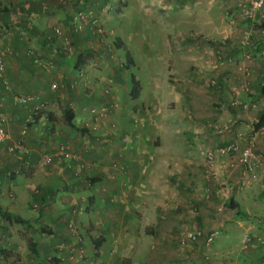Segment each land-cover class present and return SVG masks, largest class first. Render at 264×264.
<instances>
[{
	"label": "crops",
	"instance_id": "0c3cea01",
	"mask_svg": "<svg viewBox=\"0 0 264 264\" xmlns=\"http://www.w3.org/2000/svg\"><path fill=\"white\" fill-rule=\"evenodd\" d=\"M74 1L8 0L0 3V10L4 6L9 9L5 15L0 11V29L5 25H12L15 30L21 26L19 31L25 33L24 29L28 28L30 33L25 34L30 39L38 36L40 43L51 45L46 49L47 59L43 57L50 63L51 71L45 72L26 56L23 41L4 43L0 40L1 47L14 52L13 57H5L6 79L13 92L0 89V116L9 135L0 144V264H203L201 256L204 254L210 258L205 264H259L258 258H251L248 250L241 248V253H235L230 249L232 246L223 245L221 251L220 243L209 246V240L218 234L223 237L226 234L228 238L237 229L247 232L253 229L255 235L260 232L264 236V217L250 215V211L242 210L240 202L234 199L239 210L252 220L233 218L229 221L221 211L227 188L211 180L201 184L193 177L199 170L194 165L199 157L196 148L208 149V145L218 149L240 141L245 128H251L257 121L259 110L243 113L234 102L264 92V67H255L250 75L252 83H260L257 93L240 88L241 92L235 90L229 97L233 102H226L228 120L235 127L228 136L214 135L217 134L216 126L209 124L200 136L198 129H192V133L184 134L163 132L152 139L143 133L145 120H140L139 127L129 134H123L120 123L123 116L118 111L106 121L91 112L105 108L106 99L111 95L98 90L102 89L101 82L96 79L98 75L87 70L89 59L83 57L85 52L78 47L97 37L88 29L73 32L67 21V15L72 16L79 8L91 11L93 2L77 5ZM93 1L97 2L103 25L109 24L110 19L104 17L99 7L105 4V9L113 0ZM175 2L181 4L182 0ZM258 16L263 18L264 27V5ZM174 23H169L173 31L176 30ZM242 25L245 23L226 27L237 31ZM222 26H214V29ZM55 27L66 30L64 36L67 35L75 47L73 54L66 56L56 50L57 40L59 43L60 40L52 36ZM47 38H54L50 45ZM255 40L254 48L261 47L258 35ZM231 49L237 53L236 57L242 56L237 45ZM119 66L111 71L115 75L108 73L114 81L126 78L127 70L119 73ZM135 79L139 83V93L143 88L140 80ZM53 81L58 82L59 91H50ZM71 82L76 84L71 85ZM122 93L121 99L126 101L119 109L126 111L129 105L127 96L123 97ZM13 94L35 95L44 105L37 120L25 132H22V124L34 105L20 106ZM66 107L73 116L72 127L64 120ZM208 109L212 114L205 122L216 123L225 118V112L219 113L221 108L216 113H213L215 108ZM86 113H91V117ZM107 124H111L117 134H111L113 130ZM167 124L176 131L180 127L178 123ZM254 132L256 137L262 133L258 135L261 137L264 127ZM19 140L23 149L18 156L10 155L7 147ZM261 142L264 146V139ZM184 144H189L186 148L189 155L185 154L183 161L181 148ZM61 145L70 154L68 162L56 159ZM80 163L85 167L78 171ZM220 163L212 164L210 171L219 172L223 167ZM260 189L262 191L253 197L249 207L255 210L262 207L264 213V186ZM202 191H206V196ZM78 204L83 206V212L76 217L80 229L76 237L68 233L66 224ZM199 231L201 236L197 239L189 237ZM16 245L21 248L18 250ZM60 245L64 246L62 251H58Z\"/></svg>",
	"mask_w": 264,
	"mask_h": 264
},
{
	"label": "rangeland",
	"instance_id": "374dc122",
	"mask_svg": "<svg viewBox=\"0 0 264 264\" xmlns=\"http://www.w3.org/2000/svg\"><path fill=\"white\" fill-rule=\"evenodd\" d=\"M5 1L8 0H0V3L2 4ZM240 1L182 0L181 4H177L175 0H113L105 6V9L101 10L105 13L104 17L110 19V23L104 26L102 23L104 19L97 11V2L87 0V2L95 3L94 8L85 13L81 12L79 14L76 12L74 23L80 25L79 31H83L86 25H91V28H95L99 36L90 39L86 45L82 44L78 47L84 50L83 57L89 59L87 70L95 71L98 75L96 79L102 85V89L98 90H103L107 95H111L106 99L105 109H113L111 113L107 112L103 119L99 116L97 118L106 121L118 111L119 115L123 116L120 121L124 130L121 131L123 134L124 132L129 134L133 129L139 127L140 120H145L144 127L146 131H143V133L146 132V135L153 137L152 139L161 136L163 132L184 134L185 132L192 133V129H198L197 134L200 136L209 124L216 126L214 131L218 135L215 133L214 135L218 137L228 136L234 131L235 127L228 120L227 115L229 114L226 102H231L232 100L229 97H232L235 90L241 92L240 88H247L251 93H257L260 83H252V80H250L247 85L246 81L248 80L245 75L248 72L252 74V70L257 66L264 67V56L261 57L256 54V47L244 52L241 46L242 33L250 30L257 37L256 32L259 28L254 27L256 24L248 23L239 13L237 5ZM225 15H227V19ZM255 19L261 23L263 18H260L257 12ZM171 22H175V31L171 28L172 24H169ZM243 23H245V26L242 25L241 29L238 28L237 31L228 30L230 28L226 27ZM218 25L222 26L221 29H217V27L214 29V26ZM8 27L14 29L12 25H8ZM65 31V29L57 27L53 35L56 40H60V43L57 40L58 48L56 50L63 51L68 56L70 53H74L73 49L75 47L72 46L69 40L64 39L63 32ZM22 34L25 39H28L26 43L33 48L35 55L46 58L47 51L43 50L40 41L31 36L30 39L23 32ZM235 45L239 47L242 56L236 57L237 53H234V50L231 49ZM0 48L4 49L1 46ZM117 52L122 54L121 58H116L118 57L116 56ZM126 52L128 57H132L134 64L126 71L124 81L121 80V76L119 81H114L108 77V73L115 71V68L119 66L118 63L126 62L124 58ZM13 54L6 56L13 57ZM246 55H249V57H245ZM94 57L97 58L94 59ZM98 57H102V59H98ZM107 57L110 58L106 60ZM5 73L6 68L4 71L6 79ZM112 74L115 75V73ZM130 74L140 80L143 88L136 98L130 96ZM86 89L88 90V88ZM11 92H13L12 88ZM120 92L123 97L127 96L129 106L126 105V111L119 109L122 105L124 106L125 103L123 102L126 101V99H121ZM210 106L215 108L213 113L221 108L219 113L225 112V118L222 121L217 120L216 123L205 122L209 119L207 116L212 114V111L207 110V107ZM133 108L137 110L133 112ZM91 112L98 114L99 111L96 112L95 109H92ZM88 113L86 115L91 117L92 114ZM167 123H178L180 127L176 131V129H171ZM107 125L109 127L111 124ZM225 127L230 128L231 132L224 130ZM253 127L251 125V128H245L246 131L243 132L241 140L235 142L244 144L254 137L255 130ZM110 129H112L111 126ZM112 130L111 134H115L116 130ZM258 135L255 136V153L264 164V146L261 142L264 135L261 137H258ZM184 145L181 148L183 161L186 160L185 154L189 155L186 150L189 144ZM190 146L192 149L195 147L193 144ZM207 147L208 149L200 148L199 150L196 148V154H199V157L198 159L196 157L191 159V161L196 159L194 165H196V170L199 169L193 178L201 184L211 180L216 185H223L227 188V194L222 200L224 204L221 211L228 217L229 221L233 218L236 219V210H230L227 206L231 197L240 202L242 210L248 209L250 215L264 217L262 207L258 210L249 207L250 201L254 200L253 197L258 196L262 191L260 187L264 186V172L259 175V180L249 181L247 180L248 176L237 165L233 156L229 158L219 156L216 154L217 149L208 145ZM207 152L211 153V158L202 156ZM192 156H195V152ZM216 161L223 162L220 163L223 167L219 172L212 173L210 171L211 165H214ZM231 164H233V167ZM202 194L206 196V191L204 193L202 191ZM78 215H81V213ZM262 229L264 230V228ZM246 232L247 230L237 229L233 235L229 234V239L225 233V237L222 234L212 236L209 240V246L220 243L221 251L224 250V245L226 247L232 246L230 249L234 250L235 253H241L240 241L242 237L246 234H252L253 237L249 241L250 246L245 250H248L251 258H258L256 262L259 263V258L264 254V236L260 235V232L255 235L256 232H253V229ZM199 236H201L200 231L196 239ZM201 257L203 264L210 260L206 254ZM216 259L221 261L219 258Z\"/></svg>",
	"mask_w": 264,
	"mask_h": 264
},
{
	"label": "built area",
	"instance_id": "2783aa9c",
	"mask_svg": "<svg viewBox=\"0 0 264 264\" xmlns=\"http://www.w3.org/2000/svg\"><path fill=\"white\" fill-rule=\"evenodd\" d=\"M263 5H264V0H241L238 3L237 7L239 10V13L242 15V17L245 20L248 21V23L258 24L259 21L255 19V15L263 7ZM92 23H94V21H92ZM76 29L79 30L80 25H76ZM263 30H260V31H261L262 40L264 43V31ZM55 31H56V29H55ZM251 33H252V31H250V30H246L242 33L243 34V36H242L243 39L241 40V44H242L241 46L242 47L250 44ZM14 39H16L18 41H24L25 43L28 41V39H25L22 32L17 31L15 29L7 27V26H3V28L1 29V32H0V40L2 42H5V43H10ZM25 53L27 56L32 57L33 62L36 64H39L44 71H46V72L51 71L50 63L44 62L39 57H37L35 55L32 47H30V46L26 47ZM12 54H13L12 50L0 48V80H1L0 85L2 87H4L5 91H8V92H11V87L8 85V83L4 77V71H5L4 58L6 57V55H12ZM245 57H249V55H246ZM57 88H58V86H57L56 82H52L50 85V89L52 91H56ZM13 98L16 101V103H18L20 106L27 107L29 104H31V102H33V100L35 99V96H32V95H24L23 96V95H14L13 94ZM234 104L239 106L243 112L255 111L261 107H264V96L257 99V101H252V100H249L246 102H240L239 101V102H234ZM43 106H44L43 104H38L35 107H33L32 110L30 109V114L23 121L22 132H25V130L29 128L28 124L34 122V117L38 116L39 111L41 110V108ZM112 110L113 109L107 110L105 108H102L99 110L98 115L101 118H103V117H105V114L107 112L111 113ZM3 122H4V119L0 116V144L4 143L9 138L8 132L6 131V129L3 126ZM224 130L231 132L230 128L228 129L225 127ZM22 149H23L22 141L19 140V141H16L15 143L11 144L10 146H8L7 152L10 155L18 156L19 151H21ZM66 150H67V148L64 145L59 146V150H58L56 156H64V158H69L70 154L67 153ZM216 154H218L219 156L225 157V158H227V157L229 158V157L233 156L237 165H239L243 169L244 174H246L248 176L247 180H249V181L259 180V178H260L259 175H261V173L264 172V164L261 161V158L259 156H257V154L255 153V136L252 137L250 140H248L244 144H241L239 142H234V143H231L227 146L220 147L216 150ZM202 156L211 158L212 155L210 152H207V153H205V155H202ZM34 207H36V205H34ZM82 210H83V206L81 204H78V207L73 210V213L78 215V214L82 213ZM67 227H68V230L70 233L75 234L79 229V226L77 224V220L70 218V220L68 221ZM198 233L199 232L192 234L189 237L191 239L195 240L196 236H198ZM250 239H251L250 235L246 234L244 237H242L241 244L244 247L250 246V243H249ZM63 247H64L63 245H60L58 248H59V250H61V249H63ZM16 248L19 250L20 245H18V246L16 245Z\"/></svg>",
	"mask_w": 264,
	"mask_h": 264
},
{
	"label": "trees",
	"instance_id": "16d2710c",
	"mask_svg": "<svg viewBox=\"0 0 264 264\" xmlns=\"http://www.w3.org/2000/svg\"><path fill=\"white\" fill-rule=\"evenodd\" d=\"M78 1V2H77ZM97 1V0H96ZM79 2H82V4H86V2H87V0H75L74 2H73V4L74 3H77V5L79 4ZM99 2V1H98ZM95 5V3L93 2V5L92 6H94ZM105 4H103V6H104ZM103 6H100L99 7V9L100 10H102L104 7ZM82 10V11H81ZM4 15H5V13H8V11H9V9L6 7V6H4L1 10H0ZM76 11H77V9H76ZM77 12H83V13H85V11H84V8H79L78 9V11ZM67 21H68V24H69V27L73 30V32H80L79 30H77L76 29V24L74 23V18H75V14H73L72 16H70L69 15V17H68V15H67ZM262 24L263 23H259L258 22V24H256V25H254V27H258L259 29H258V31L256 32V36L258 35V43L260 44V46L261 47H257V48H255L256 49V54L258 55V56H264V43H263V40H262V34H261V31L260 30H263V26H262ZM6 26V25H5ZM19 26V25H18ZM8 27V26H7ZM20 28H18V31L19 30H21V26H19ZM17 28H16V30H17ZM57 27H55V28H53L52 29V36L54 37V38H56L53 34L55 33V29H56ZM15 29V28H14ZM85 29H88L89 30V32L91 33L92 32V34L93 35H95V36H93V37H98L99 35L97 34V32H96V29L94 28H91V25H87L85 28H84V30ZM24 31H25V33H30V29H28V28H26V29H24ZM264 31V30H263ZM42 34V33H41ZM67 36V35H66ZM66 36H64V38H66L67 40H68V36L66 37ZM36 38L40 41V38L41 37H38V36H36ZM54 38H47V43L49 44L50 43V41H51V43H52V40L51 39H54ZM255 38L257 39V37H255L254 36V34H253V32L251 33V37H250V44H248V45H246V46H244V47H242L243 48V51L244 52H248V51H250L252 48H254L253 47V44H256L255 42H254V40H255ZM14 40H16V39H14ZM14 40H12V41H14ZM253 40V41H252ZM11 41V42H12ZM18 41V40H17ZM69 41H71V39L69 38ZM256 41V40H255ZM44 42H46V40H44ZM23 43L24 44H26V47H29V44L28 43H25L24 41H23ZM71 44H72V42H70ZM41 45L45 48V50L47 49H50V47H51V45H50V47L49 46H47V44H43V43H41ZM119 49V48H118ZM46 50V51H47ZM60 53L61 54H64V52L63 51H60ZM26 54V53H25ZM14 55V54H13ZM121 55L122 54H120L119 52H117L116 53V56H118L119 58H121ZM27 56V55H26ZM37 57H39L38 55H36ZM124 58L126 59V62L125 63H122V64H120V66H119V68H118V72L120 73V72H123V71H126V70H128L129 69V67L131 66L132 67V65L134 64L133 63V59H132V57H128V53L126 52V54H124ZM251 56V55H250ZM6 57H8V56H6ZM10 57H12V56H10ZM27 57H29V56H27ZM30 58V60H31V62H32V64L33 65H35V66H37V67H39L40 69H42L41 68V66L39 65V64H36V63H34L33 62V58L32 57H29ZM42 61H44V62H46V60L42 57V56H40L39 57ZM4 61H5V58H4ZM43 70V69H42ZM46 72V71H45ZM251 73H247L246 75H245V77L247 78V80L248 81H246V83H247V85L249 84V81L251 80ZM5 76H6V73H5ZM129 80L131 81V91H130V96H131V98H136L137 96H138V88H139V83H138V81L135 79V77H134V75L133 74H130V76H129ZM1 81V80H0ZM53 82H56V84H57V86H58V88H57V90L56 91H59V89H60V86H59V84H58V82L57 81H53ZM76 84V82H71V85H75ZM51 85V84H50ZM50 85H49V89H50ZM1 88H3V90H4V87H2L1 85H0V89ZM248 90V89H247ZM50 91H52L51 89H50ZM56 91H53V92H56ZM250 92V91H249ZM14 95H16V94H14ZM20 95V94H19ZM24 96V95H23ZM32 96H35V95H32ZM262 96H264V92H259V94H257V96H255L254 98H251V99H248V100H245V101H240V102H246V101H249V100H252V101H257V99H259L260 97H262ZM34 106H32V107H30V109L32 110L33 109V107H35L36 105H38V104H40V103H42L41 101H39V98H37L36 96H35V99L33 100V102H31ZM111 105V104H110ZM260 112H259V115H258V118H257V121L253 124V128H254V130L255 131H258L259 129H261V128H263L264 127V107H261V108H259L258 109ZM242 111V110H241ZM64 120L72 127L73 125H72V119H73V116H72V113H71V111H70V109H68V107H66L65 109H64ZM30 113H28L27 115H26V117L25 118H27L28 117V115H29ZM39 116H35L34 117V121H36L37 120V118H38ZM34 123V122H33ZM33 123H30V124H28V126H31ZM224 147V146H223ZM58 150H59V147H58V149H57V152H58ZM67 151V153H69L68 152V150H66ZM56 152V151H55ZM55 158V157H54ZM56 159L57 160H61V161H64L65 162V160L68 162L69 161V159L68 158H64V156H57L56 157ZM85 167V165L83 164V163H80L79 164V170L78 171H80V170H82V168H84ZM78 173V172H77ZM77 173H75V171L73 172V174L74 175H76V176H78L77 175ZM227 206H228V208L230 209V210H236V214H235V216H236V218L237 219H239V220H245V221H251L252 220V218L249 216V215H247L245 212H243V211H240V210H238L239 209V207H238V203L233 199V198H230V200H229V202H228V204H227ZM78 207V205H76L75 206V208H77ZM74 208V209H75ZM76 217H77V214H74L73 212H72V214H70V216H69V219H67V224L66 225H68V221L70 220V218H73L74 220H76ZM67 231H68V233L71 235V236H78V234H79V229H78V231L75 233V234H72V233H70L69 232V230H68V227H67ZM252 235L250 234V237H251ZM74 238V237H73ZM240 243H241V241H240ZM241 248L243 249V250H245V249H247V248H249V246H246V247H244L242 244H241ZM58 250V249H57ZM63 249H61V250H58V251H62ZM260 259V263L259 264H264V254L261 256V258H259ZM53 260H56L55 258H53Z\"/></svg>",
	"mask_w": 264,
	"mask_h": 264
}]
</instances>
